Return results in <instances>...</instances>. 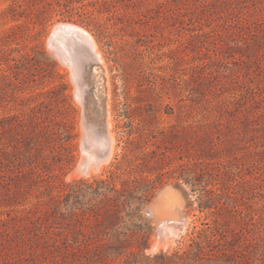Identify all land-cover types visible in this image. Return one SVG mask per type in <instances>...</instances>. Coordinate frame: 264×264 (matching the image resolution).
<instances>
[{"label": "rangeland", "instance_id": "obj_1", "mask_svg": "<svg viewBox=\"0 0 264 264\" xmlns=\"http://www.w3.org/2000/svg\"><path fill=\"white\" fill-rule=\"evenodd\" d=\"M15 1L0 0V264H264V0H114L84 18ZM59 24L107 67L113 150L93 170L103 140L86 141L49 45Z\"/></svg>", "mask_w": 264, "mask_h": 264}, {"label": "water", "instance_id": "obj_2", "mask_svg": "<svg viewBox=\"0 0 264 264\" xmlns=\"http://www.w3.org/2000/svg\"><path fill=\"white\" fill-rule=\"evenodd\" d=\"M48 42L50 47L53 44L54 49L51 47L52 50L73 67L74 78L79 86L77 95L84 104L83 126L86 141H91L94 136L103 140V148L99 147L94 157L100 161L107 159L111 153L112 139L108 132L106 109H103L102 113L97 112V109L93 110L89 105L88 95L85 93V82L88 79V75L95 66H100L93 44L88 41L80 28L69 24L57 25L53 35L51 33ZM176 228L180 229V226L177 225L174 228L175 231ZM163 232L165 235L177 233L169 229Z\"/></svg>", "mask_w": 264, "mask_h": 264}, {"label": "bare ground", "instance_id": "obj_3", "mask_svg": "<svg viewBox=\"0 0 264 264\" xmlns=\"http://www.w3.org/2000/svg\"><path fill=\"white\" fill-rule=\"evenodd\" d=\"M69 25H73V24H69ZM73 26H76V25H73ZM77 27L82 30V32L86 35L88 41H90L93 44L95 53L98 56V59L100 61V66H95L94 69L92 70V72L88 75L87 86L89 87V89L92 91V94H93L92 97L88 100L91 102L92 106H94V108L97 109L98 112L102 113V110L106 109V114H107L106 115V122L108 125V123L110 124V120L108 119L109 113L107 111L108 107L110 105V99H109L110 89H109L107 67H106V64L104 62V58H103L101 52L97 48V44L95 43L93 36L86 29L81 28L80 26H77ZM110 136H112V135H110ZM112 137H111V139H112ZM112 150H113V139H112L111 153H112ZM109 157L107 159H104L101 161L97 159L98 161L93 162L89 169L93 170L92 168H94V167H97V168L101 167V165H102L101 163L104 161H107L109 159ZM90 162H91V160H90ZM81 169H82V167H81ZM179 230L180 229L178 228V229H176V231L174 230L175 232L174 231H172V232L178 233Z\"/></svg>", "mask_w": 264, "mask_h": 264}, {"label": "trees", "instance_id": "obj_4", "mask_svg": "<svg viewBox=\"0 0 264 264\" xmlns=\"http://www.w3.org/2000/svg\"><path fill=\"white\" fill-rule=\"evenodd\" d=\"M24 1H28V4L33 2L34 0H24ZM74 0H66V1H63V0H57L58 4L60 6H64L65 9L68 11V12H71L72 14H74V11L75 13L77 12L79 14L80 17L84 18V15L86 14L85 12V9H86V6L88 4H96V3H112L114 0H110V2L108 0H100V1H89L88 3H83L82 5L80 6H73L71 5L73 3ZM115 6V4H113ZM23 6V2L21 0H16L15 1V5L12 6L14 8H17V7H22Z\"/></svg>", "mask_w": 264, "mask_h": 264}]
</instances>
